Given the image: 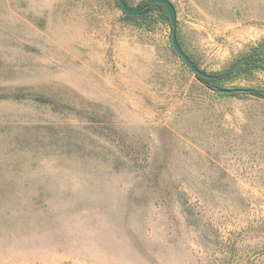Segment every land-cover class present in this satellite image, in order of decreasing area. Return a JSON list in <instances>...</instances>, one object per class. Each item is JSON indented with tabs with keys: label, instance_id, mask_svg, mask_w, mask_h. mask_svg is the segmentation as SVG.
Segmentation results:
<instances>
[{
	"label": "rangeland",
	"instance_id": "374dc122",
	"mask_svg": "<svg viewBox=\"0 0 264 264\" xmlns=\"http://www.w3.org/2000/svg\"><path fill=\"white\" fill-rule=\"evenodd\" d=\"M171 1L208 74L264 46V0ZM169 34L162 9L0 0V264H264V98L218 90L264 70L210 87Z\"/></svg>",
	"mask_w": 264,
	"mask_h": 264
},
{
	"label": "trees",
	"instance_id": "16d2710c",
	"mask_svg": "<svg viewBox=\"0 0 264 264\" xmlns=\"http://www.w3.org/2000/svg\"><path fill=\"white\" fill-rule=\"evenodd\" d=\"M137 7H142L139 15L137 16L125 15V17L128 19L141 17L144 13L151 11L154 8L165 10L163 5L152 4L150 3V0H144L141 3V5L139 4ZM253 69L264 70V46L253 47L246 54L234 59L229 64L228 67H226L221 72H218L217 74H209L211 75L210 77H202V76H197V77L200 78L208 86L217 87L219 85L217 82L220 81L221 79H225L233 74H236L237 72H240L241 70L245 71V70H253ZM245 89H247L245 90V92H249L253 95L264 98V88L250 86ZM230 93H235V92H230Z\"/></svg>",
	"mask_w": 264,
	"mask_h": 264
},
{
	"label": "water",
	"instance_id": "95a60500",
	"mask_svg": "<svg viewBox=\"0 0 264 264\" xmlns=\"http://www.w3.org/2000/svg\"><path fill=\"white\" fill-rule=\"evenodd\" d=\"M114 3L116 6L125 14V15H131V16H137L140 14L142 7H136V6H128L124 0H114ZM150 3L152 4H161L163 5L169 22L170 27V43L172 46V49L174 52L179 56V58L184 62V64L187 65V67L197 76L202 77H210L208 73L204 72L202 69H200L184 52V50L181 48L178 38H177V25H176V10L174 7V4L171 0H150ZM219 91L230 93V92H237V91H245L247 89L245 88H218Z\"/></svg>",
	"mask_w": 264,
	"mask_h": 264
}]
</instances>
